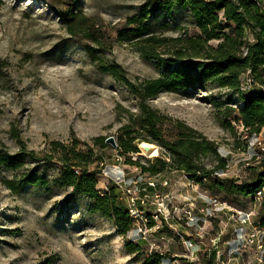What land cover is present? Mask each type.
Returning <instances> with one entry per match:
<instances>
[{"label": "rangeland", "instance_id": "1", "mask_svg": "<svg viewBox=\"0 0 264 264\" xmlns=\"http://www.w3.org/2000/svg\"><path fill=\"white\" fill-rule=\"evenodd\" d=\"M144 1L81 0L75 11L84 15L85 24L71 35L61 14L71 7L67 0H0V148L15 154L24 146L41 159L51 155L52 142L90 150L91 161L99 159L87 167L100 171L97 191L115 187L119 206L129 213L134 200L147 218L143 223L129 213L131 228L121 234L112 219L91 210L90 199L59 185L56 159L46 166L26 161L19 173L34 167L48 184L23 185L13 193L3 184L13 172H0V264H151L156 259L157 264H264V188L242 198L212 185L249 183L262 171L264 128L250 135L234 121L237 112L229 120L222 114L241 105L240 93L207 81L203 88L161 92L147 101L161 115L214 141L227 160L225 170L200 183L175 168L151 176L125 162L127 157L144 166L155 157L170 162L156 143H149L157 149L150 156L138 149V140V153L125 156L107 143L110 137L117 143L121 127L138 112V99L122 82L98 71L82 45L99 49L103 62L121 67L132 82L159 77L166 65L141 54L140 38L117 40V30ZM190 15L178 9L167 19L158 17L167 27L154 35H193ZM86 31L100 44L86 39ZM172 51L157 49L161 57H171ZM247 77L240 87L244 93L255 90L247 87ZM94 138L109 146H96ZM200 161L206 169L215 166L211 155ZM149 181L156 188H147ZM144 188L148 197L141 204ZM158 204L164 213L154 220ZM128 243L134 244L131 251Z\"/></svg>", "mask_w": 264, "mask_h": 264}, {"label": "trees", "instance_id": "2", "mask_svg": "<svg viewBox=\"0 0 264 264\" xmlns=\"http://www.w3.org/2000/svg\"><path fill=\"white\" fill-rule=\"evenodd\" d=\"M67 1L71 7L61 13L62 22L69 34L75 35L79 28L84 27L86 18L80 11H75L81 0ZM178 9L191 14L196 32L189 36L186 33L177 37L155 36L157 28L167 27L165 23H158V17L167 19ZM133 14L117 30V40L126 43L133 38H140L141 54L166 65L159 77L132 82L125 77L121 67L104 63L98 55L99 49L88 44L82 45L98 71L108 73L122 82L138 99V112L131 114L129 123L121 127L116 149L120 155L125 156L127 153H138L135 145L137 140L139 143H156L170 155V162L161 157H155L149 166L141 165L128 157L125 162L136 165L142 173L151 176L161 174L166 168H175L200 183L212 172L225 170L227 160L218 155L214 141L208 140L178 119L161 115L147 101L161 92L192 90L196 86L203 88L204 82H215L220 87L240 93L238 98L241 105L237 109L224 111L223 116L229 120L231 112H237L234 121L240 122L250 135L259 133L264 128V0H146ZM84 34L86 39L100 44L94 33L86 31ZM211 41L218 42L216 46H212ZM162 47L173 49L171 57L160 56L157 49ZM247 75L251 79L250 88H255L250 93L240 90L242 77ZM211 103L216 108L220 106L216 99H211ZM93 142L101 148L109 146L104 143L103 138H94ZM51 146V155L45 154L42 159L34 151H27L24 146L15 154L0 148V172H13V179L3 180L7 189L14 193L23 185L45 187L48 179L39 174L36 168L25 173L19 171L26 161L36 164L40 161L46 166L56 159L60 163L56 179L59 185L70 187L74 193L90 199L92 211L112 219L120 233L126 234L131 228L132 219L127 209L118 205L115 187L104 193L97 191L96 176L100 171L87 168L90 163L99 159L91 161V151H79L76 145L68 148L61 143L52 142ZM209 155L215 159L213 169H206L200 161L202 157ZM261 167L262 171L249 183L234 184L233 180H227V185L215 182L212 185L225 189L226 192H236L242 198L247 197L264 188V161ZM133 245L127 244L130 251ZM157 263L156 259L151 264Z\"/></svg>", "mask_w": 264, "mask_h": 264}, {"label": "built area", "instance_id": "3", "mask_svg": "<svg viewBox=\"0 0 264 264\" xmlns=\"http://www.w3.org/2000/svg\"><path fill=\"white\" fill-rule=\"evenodd\" d=\"M246 85H247V87H250L251 86V79L249 78V77H247V79H246ZM118 160H120V159H118ZM166 185V182L165 183H163V186H165ZM156 186H157V183H154L153 181L151 182V181H149L148 183H147V188H156ZM142 192L144 193L142 196L144 197V198H141L140 199V197H135L134 199H140V203L141 204H143L144 203V201H145V198H147L148 197V195L145 193L146 192V189L144 188L143 190H142ZM136 202L133 200V202H132V205L130 206V208H129V213H130V215L132 216V218H134V219H136L137 221H141V222H146V217L144 216V212H142L141 210H139L138 208H136ZM162 205V204H161ZM161 205H159L158 204V209H157V213H155L153 216H152V219H158L159 217H161V215L164 213L163 212V209H161L160 207H161ZM190 216V215H189ZM145 217V218H144ZM193 221V220H192Z\"/></svg>", "mask_w": 264, "mask_h": 264}, {"label": "bare ground", "instance_id": "4", "mask_svg": "<svg viewBox=\"0 0 264 264\" xmlns=\"http://www.w3.org/2000/svg\"><path fill=\"white\" fill-rule=\"evenodd\" d=\"M139 150L143 152L144 156L156 155V151H157L154 145L146 143V142L140 143Z\"/></svg>", "mask_w": 264, "mask_h": 264}, {"label": "water", "instance_id": "5", "mask_svg": "<svg viewBox=\"0 0 264 264\" xmlns=\"http://www.w3.org/2000/svg\"><path fill=\"white\" fill-rule=\"evenodd\" d=\"M107 143L110 144L113 147H116L115 140L112 137L107 139ZM138 149H139V145H138Z\"/></svg>", "mask_w": 264, "mask_h": 264}]
</instances>
